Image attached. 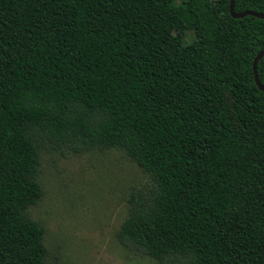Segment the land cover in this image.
<instances>
[{
    "label": "trees",
    "instance_id": "16d2710c",
    "mask_svg": "<svg viewBox=\"0 0 264 264\" xmlns=\"http://www.w3.org/2000/svg\"><path fill=\"white\" fill-rule=\"evenodd\" d=\"M229 1L0 0V264H48L29 216L42 154L109 150L148 178L122 247L264 264V20L232 18ZM234 11L264 14V0Z\"/></svg>",
    "mask_w": 264,
    "mask_h": 264
},
{
    "label": "rangeland",
    "instance_id": "374dc122",
    "mask_svg": "<svg viewBox=\"0 0 264 264\" xmlns=\"http://www.w3.org/2000/svg\"><path fill=\"white\" fill-rule=\"evenodd\" d=\"M193 39L187 30L185 42ZM38 181L42 197L29 216L45 228L48 264H156L115 237L127 215L130 191L148 182L122 152H45Z\"/></svg>",
    "mask_w": 264,
    "mask_h": 264
},
{
    "label": "water",
    "instance_id": "95a60500",
    "mask_svg": "<svg viewBox=\"0 0 264 264\" xmlns=\"http://www.w3.org/2000/svg\"><path fill=\"white\" fill-rule=\"evenodd\" d=\"M229 14L234 19H241V18L246 17V16H251V17H254V18H258V19L264 20V14H261V13H256V12H253V11H244V12H241V13H236L234 11V0H230L229 1ZM263 56H264V50H262L261 52H259L256 55V57H255V59L253 61V64H252L254 83H255L256 87L258 88V90H260V91H264V83H260L259 80H258L257 63Z\"/></svg>",
    "mask_w": 264,
    "mask_h": 264
}]
</instances>
